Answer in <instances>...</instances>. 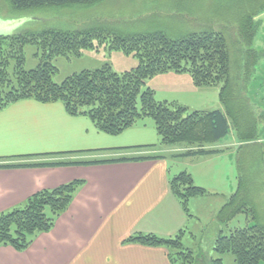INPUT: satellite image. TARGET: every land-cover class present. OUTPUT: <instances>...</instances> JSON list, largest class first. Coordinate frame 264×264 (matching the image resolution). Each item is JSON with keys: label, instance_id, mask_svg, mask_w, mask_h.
<instances>
[{"label": "trees", "instance_id": "trees-1", "mask_svg": "<svg viewBox=\"0 0 264 264\" xmlns=\"http://www.w3.org/2000/svg\"><path fill=\"white\" fill-rule=\"evenodd\" d=\"M16 12L40 7L70 4L89 5L100 0H7ZM264 9V0L259 9ZM261 9V10H262ZM255 12L247 14L239 26L246 42H253ZM37 47L39 64L26 68V49ZM122 51L138 59V64L122 72L110 64L73 73L62 82L53 75L58 71L54 60L59 56H81L86 50ZM249 50V49H247ZM243 51V50H242ZM246 57V56H245ZM248 65V67H247ZM232 52L225 31L218 29L189 32L172 37L162 30L123 34L108 27H92L75 31L46 29L17 31L0 35V110L23 99L61 102L70 115L88 116L104 133L118 135L150 117L159 142L129 147L64 151L0 157V167L56 166L140 161L166 157V149L187 144L197 150L179 151L175 156L211 155L222 149L209 147L227 136L232 127L244 142L260 138L259 115L244 90L250 64L245 63L239 80L231 71ZM188 73L194 85L218 86L222 108L190 109L178 101L158 100L154 89L146 87L148 79L162 73ZM246 103L244 111L241 104ZM240 104V105H239ZM240 112V115L237 112ZM122 152L116 156H95L102 151ZM130 152V153H129ZM87 154L91 157L73 160H43L49 157ZM23 160V161H22ZM239 178V177H238ZM85 181L73 180L33 194L21 206L0 214V246L27 249L36 236L50 231L57 218L68 209L78 188ZM170 188L178 198L186 216L191 218L190 201L207 196L209 191L195 183L192 174L182 170L170 180ZM243 179L238 188L216 213L219 232L213 241V254L197 257L186 247L187 227L173 236L138 233L127 241L161 245L170 250L174 264H225L223 255L230 253L236 264H264V223L258 221L254 209L248 207ZM245 214L244 226L232 227V221ZM251 215V220L248 221ZM253 220V222H252Z\"/></svg>", "mask_w": 264, "mask_h": 264}, {"label": "crops", "instance_id": "crops-1", "mask_svg": "<svg viewBox=\"0 0 264 264\" xmlns=\"http://www.w3.org/2000/svg\"><path fill=\"white\" fill-rule=\"evenodd\" d=\"M187 74H158L148 79L149 86L154 89L156 97L157 90L151 84L155 78H184L190 88H198ZM257 98L256 109L261 118L260 138L244 142L238 138L234 128L222 140L209 146L222 149L211 155L175 156L179 151L198 149L182 144L166 149L168 155L159 159L0 167V214L21 206L40 190L55 188L73 180L85 181L68 209L57 218L54 227L48 232L39 233L27 249L20 251L10 245L0 246V264H174L169 259L170 250L165 246L127 239L138 233L173 236L181 229L188 228L193 216H186L170 188V180L180 171L187 170L197 182L199 160L212 157L219 162V166L220 163L228 164L230 169L225 170L235 173L231 187L236 188L240 163L245 159L251 161L252 146L260 141L264 149V101ZM182 104L187 105L185 102ZM221 107L222 103L217 106ZM158 142V133L151 120L134 125L118 135H110L99 131L88 116L70 115L59 101L45 103L23 99L0 110V157ZM120 153L115 150L102 151L95 156H116ZM87 157L91 155H66L43 160ZM261 157L264 162V151ZM179 158H184V165L173 172L171 160ZM196 184L204 187L202 182ZM214 195L226 200L229 198L218 193ZM198 200V197L193 198L190 205Z\"/></svg>", "mask_w": 264, "mask_h": 264}, {"label": "rangeland", "instance_id": "rangeland-1", "mask_svg": "<svg viewBox=\"0 0 264 264\" xmlns=\"http://www.w3.org/2000/svg\"><path fill=\"white\" fill-rule=\"evenodd\" d=\"M261 3L262 0H100L89 5L70 4L16 12L7 0H0V35L46 29L75 31L101 26L123 34L162 30L172 37H180L189 32L221 29L225 31L232 52L231 71L236 80H239L242 73H246L241 65L245 67V63L250 64L244 90L252 97L251 103L256 107L255 97L264 101V9L258 10ZM253 11L256 32L250 43L240 34L239 26L244 17ZM36 51L37 47L34 45L27 47L26 68L31 69L39 64ZM54 64L58 71L53 79L62 82L73 73L100 68L105 64H110L117 72L129 70L138 64V59L122 51L110 53L101 46L99 51L86 50L79 57L59 56ZM149 81L146 87H149ZM151 84L157 90V99L185 102L191 108L201 110H213L221 105L218 86L190 88L184 78L165 80L163 77L155 78ZM240 106L243 112L247 105L242 103ZM221 108L223 109V105ZM236 112L240 115V112ZM261 143L259 141L252 146L251 161L243 160L240 168L238 166L237 175L243 179V192L247 193L248 207L254 209L258 221L264 223V162L261 157L264 149ZM199 162L197 182H202L210 194L198 197L199 200L190 205L193 219L184 236L185 246L193 249L196 257L199 254L205 255L206 252L214 253L212 245L220 229L215 217L226 202V199L214 194L229 197L230 192H235L238 188V182L235 189L231 187L234 185L232 181L235 173L225 170L230 169L228 164L220 163L219 166V162L212 157ZM183 165L184 158L171 160L173 172ZM246 222L247 216L242 213L232 221L231 226H244ZM223 258L225 264H236L230 253L224 254Z\"/></svg>", "mask_w": 264, "mask_h": 264}]
</instances>
